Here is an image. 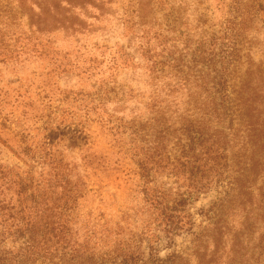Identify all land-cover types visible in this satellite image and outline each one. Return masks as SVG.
Listing matches in <instances>:
<instances>
[{
	"label": "rangeland",
	"instance_id": "rangeland-1",
	"mask_svg": "<svg viewBox=\"0 0 264 264\" xmlns=\"http://www.w3.org/2000/svg\"><path fill=\"white\" fill-rule=\"evenodd\" d=\"M258 1L0 0V198L21 199L5 176L54 197L65 180L75 195L66 217L74 256L51 240L50 256L22 259L26 235L14 233L7 208L5 264H264V178L235 182L250 151L232 146L227 129L224 174L186 201L181 229H168L144 189L172 203L188 196V181L170 165L146 185L139 166L161 118L172 133L161 152L180 167V128L198 117L199 98L180 71H208L234 44L238 72L264 67ZM246 4L249 21L229 29Z\"/></svg>",
	"mask_w": 264,
	"mask_h": 264
},
{
	"label": "trees",
	"instance_id": "trees-1",
	"mask_svg": "<svg viewBox=\"0 0 264 264\" xmlns=\"http://www.w3.org/2000/svg\"><path fill=\"white\" fill-rule=\"evenodd\" d=\"M240 5L242 3L239 1L238 6ZM255 6L264 15V1L254 2L250 7L255 9ZM247 7L248 4L244 7L246 12L243 11L239 15L243 21L237 23L230 20L233 26H228L229 29L232 30L236 24L242 25L249 21L250 11ZM236 32H238L237 28ZM229 48L230 51L218 64H207L208 71L198 69V74L180 71L183 74L181 81L194 83L195 94L199 96L193 108L195 113H192V116L198 114V117L193 118L192 121L187 119L185 123L183 121L184 124L180 128L181 134L187 135L186 140L180 144L183 152V156L177 158L180 167L161 152L164 147L163 140H169V133L172 135L169 126L160 122L161 118L154 119L156 126L160 127L159 129L155 127V131L159 134L158 140L156 139L153 146L147 148L139 161L141 175L146 185L150 182L154 168H170V165H173L172 172L184 175L191 187L187 197L181 196L172 203L167 202L164 193L156 192L154 188L144 189L145 199L160 211L170 231L182 228L183 222L179 213L185 209L186 201L193 194L200 193L211 182V176L224 174L223 171H219L218 158L220 152L225 151L228 145L225 129L233 137L232 146H237L238 143L239 149L250 151L246 154V162L244 161V164L235 170L237 173L235 182L242 180L246 183L249 180H256L259 176L264 178V67L257 64L255 68L250 66L245 73L238 72L241 57L236 52L239 48L235 44ZM206 60L212 62L208 58ZM190 77H193V80ZM199 99L201 100L198 102ZM219 127L224 129H218ZM211 131L213 132L210 133ZM5 178L9 184L16 183L19 187L16 194L21 195L19 204H12L11 207L3 205L2 202L5 200L0 198V212L7 208L15 210L10 214L14 219L13 222L16 223L13 231L21 236L26 235L22 259L29 260L30 256L36 258V255L50 256L51 252L46 244L51 240H56L67 250L68 255L74 256V250L69 246L70 227L66 217L74 207L75 195L72 194L68 182L63 181L65 184L62 186L63 196L54 197L49 194L51 189L41 192L39 185L35 186L23 180L13 181L7 176ZM34 186L37 188L34 189ZM51 192L54 193L55 190ZM5 233L6 231H3L1 236H5ZM5 259L6 256L0 251V264H5ZM60 260L62 262L63 258L60 257Z\"/></svg>",
	"mask_w": 264,
	"mask_h": 264
}]
</instances>
